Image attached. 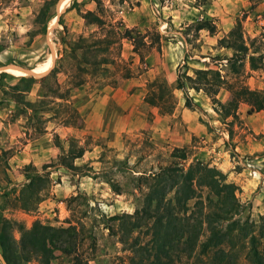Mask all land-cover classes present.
<instances>
[{
  "label": "rangeland",
  "instance_id": "obj_1",
  "mask_svg": "<svg viewBox=\"0 0 264 264\" xmlns=\"http://www.w3.org/2000/svg\"><path fill=\"white\" fill-rule=\"evenodd\" d=\"M49 1L0 0V218L25 228L35 220L75 226L78 249L89 264H129L131 239L119 241L114 217L140 208L143 191L133 186L132 177L170 162L172 149L185 147L186 164L199 160L215 166L238 187L242 217L264 220V111L249 114L241 103L234 116L222 117L204 92L193 89L187 94L199 108L188 109L185 92L176 88L178 74L214 69L229 82L264 91V69H250L245 57L240 73L233 74L226 60L233 52L217 45L239 25L249 51L263 53L264 0H98L107 21L133 29L142 44L136 53L130 40L120 42L130 77L112 66L105 74L84 75L75 87L66 42L99 31L81 16L96 5L94 0ZM204 19L216 25L214 33L196 30ZM157 36L159 52L148 46ZM47 61L50 68L36 70ZM7 67L28 68L36 73L32 77L43 78L25 98L45 101L47 111L41 107L34 113L4 96L2 89L30 76ZM153 79H165L172 89L169 115L145 101ZM60 93L65 99L58 98ZM210 93L222 103L231 99L224 86H213ZM70 148L83 153L73 158ZM33 175L48 180L44 198L32 210L14 208V197ZM150 232L140 228L132 238L144 246ZM13 236L17 239L18 233ZM55 255L53 264L69 260L58 251Z\"/></svg>",
  "mask_w": 264,
  "mask_h": 264
},
{
  "label": "trees",
  "instance_id": "obj_2",
  "mask_svg": "<svg viewBox=\"0 0 264 264\" xmlns=\"http://www.w3.org/2000/svg\"><path fill=\"white\" fill-rule=\"evenodd\" d=\"M94 2L96 9L87 10L81 16L94 23L99 31L66 42V57L73 60L70 67L73 87L85 81L84 75L105 74L112 66L120 67L123 78L130 77L131 72L120 57V42L130 40L136 53L142 44L139 33L117 22H108L103 17L101 3ZM47 3L55 4L54 0ZM43 13L44 8L38 17ZM196 30L214 33L216 25L211 19H204L196 24ZM217 45L233 52L226 58L233 74L240 73L245 57L250 69H264V52L249 51L239 25L219 38ZM148 46L159 52L158 36ZM41 79L21 77L17 84L2 92L25 109L35 113L42 107L39 111L44 112L47 111L43 106L45 101L31 102L25 98L33 84ZM213 86L226 87L231 99L226 103L217 100L210 93ZM176 88L185 92L184 106L188 109L199 108L187 94V89H193L204 92L222 117L234 116L241 103L248 106L249 114L264 111V91L250 89L239 80L229 82L218 70L205 69L194 76L185 72L178 74ZM147 90L145 101L159 114L173 112L172 89L165 79L149 81ZM64 97V93L58 94V98ZM17 111L24 110L17 108ZM68 152L73 158L83 153L81 148H70ZM170 157V162L158 165L155 170L132 177L133 186L143 191L140 208L132 214L114 217L119 221V241L126 243L131 239L133 254L129 264H264V220L255 223L242 217L238 187L228 181L227 174L199 160L186 164L185 147H174ZM47 184L48 180L41 175L28 176L14 197L13 207L25 211L34 209L44 198ZM140 228L151 229V238L144 246L137 237L132 238L133 232ZM13 232L18 233L17 239ZM78 244L75 226L54 227L35 220L30 228H25L19 222L0 218V253L7 264H53L52 260L58 257L56 251L68 257L65 264H89Z\"/></svg>",
  "mask_w": 264,
  "mask_h": 264
},
{
  "label": "bare ground",
  "instance_id": "obj_3",
  "mask_svg": "<svg viewBox=\"0 0 264 264\" xmlns=\"http://www.w3.org/2000/svg\"><path fill=\"white\" fill-rule=\"evenodd\" d=\"M66 0H64L65 4ZM45 66L41 67V68H37L36 70H47L48 68H50V62L47 61L46 63H44ZM38 67V66H37ZM6 70V69H5ZM33 70V69H32ZM7 71L11 72V73H18V74H25V71L22 70H18V68H14V67H7ZM34 74H36L35 72H33Z\"/></svg>",
  "mask_w": 264,
  "mask_h": 264
},
{
  "label": "water",
  "instance_id": "obj_4",
  "mask_svg": "<svg viewBox=\"0 0 264 264\" xmlns=\"http://www.w3.org/2000/svg\"><path fill=\"white\" fill-rule=\"evenodd\" d=\"M2 69H4V67H1V68H0V70H2ZM21 69H22V67H21ZM22 70H24L25 73L28 74V75H30V76L34 75V73L31 72V70L28 69V68H23ZM0 263H1V264H7V262L4 260V258L2 257L1 254H0Z\"/></svg>",
  "mask_w": 264,
  "mask_h": 264
}]
</instances>
